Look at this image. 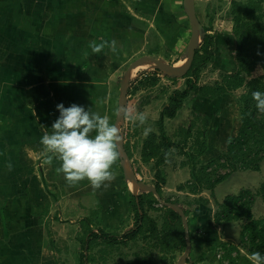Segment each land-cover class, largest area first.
Wrapping results in <instances>:
<instances>
[{
	"label": "rangeland",
	"instance_id": "rangeland-1",
	"mask_svg": "<svg viewBox=\"0 0 264 264\" xmlns=\"http://www.w3.org/2000/svg\"><path fill=\"white\" fill-rule=\"evenodd\" d=\"M231 1L194 0L196 16L201 24L197 47L205 32L210 33L214 39L213 59L198 69L197 78L195 75L191 76L199 85H213L216 81H221L223 73L236 69ZM260 4V22L264 29V0ZM125 30H139L147 36L138 42L136 34H126ZM191 32L192 25L184 0H0V180L4 175H9L10 178L13 177L12 174L18 176L21 165L25 170L33 169L39 161H44L46 157L42 151L43 146L35 151L33 145L37 146L46 130L51 132L52 123L60 115L57 109L60 103L65 107L75 103L86 110L99 112L102 116L108 115L110 122L116 124L120 81L130 63L142 56H150L165 64L174 65L176 60L187 54ZM102 40H116L117 51L114 53L105 48L100 54H93L88 47L89 43H100ZM155 73L158 77L155 85H139L131 91L133 83L141 75ZM185 81L183 75H167L154 66L139 71L136 78L127 83L125 105L135 113L144 112L148 116L144 126L124 119L117 123L121 129L123 147L128 143L129 169L139 181L153 186L157 183L154 160L143 162L140 157L146 137L143 134L144 128L151 127V132H158L155 121L161 106L172 90L185 88ZM245 89L247 86L244 84L211 99L194 96L191 92L176 116L164 119L166 135L172 141H178L183 130L194 123L191 127L193 136L189 138L186 147L190 150L195 147L193 143L198 129L204 127L203 121L208 118L207 125L199 135V139L205 142L206 149L194 160L195 172L204 167L203 181L224 173L235 175L229 188L221 181L217 183L212 196L205 188L196 193L189 192L188 187L179 188V185L191 180V174L187 163L189 160L178 147L171 148L174 155L169 158L170 162L166 163L164 160L159 166V173L165 180L161 184V200L178 201L183 209L188 210L185 216L190 248L184 264H216V254L218 251L222 252L217 246L223 243L217 239L219 234L227 241L240 242L244 250L245 247L248 249L247 238L245 239V232L242 231L245 217L223 222L215 228L213 223L218 204L234 187L233 192L237 191L235 194L245 188L255 192L264 179V158L259 163V170L235 171H230L219 158L226 149L229 138L236 135L240 127L245 104L241 94ZM27 131H30V136ZM25 141L29 143H24ZM239 159H245V153ZM119 160L118 157L113 169L121 173ZM54 165L56 169L59 163L55 161ZM54 174L57 183L47 182L48 192L42 193L51 202V214L47 209L36 212L37 215H27L26 218L18 216L16 212L3 217L1 210L11 201L5 198L6 194L0 189V264H81V253L86 255V264H130V261L138 257H144L153 264H162L163 261L177 263L185 246H177L163 255L152 239L143 237L142 234H138L135 239L130 238L139 221L133 211L128 219L130 227H127L128 220L123 225L119 224V221L125 220V211L120 212L117 217L109 216L107 212L98 219L102 228L94 225L93 231L98 238L108 235L113 240L111 243L105 245L98 239L92 247L82 248L81 241L74 237L77 239L74 242L77 243L76 246H63L60 243L63 226L58 233L52 228L56 219V206H59L56 201L64 196L73 200H70L71 209H61V218L67 224L69 218L80 219L79 215L86 223L92 221L96 210L87 208V213L83 215L79 208L81 195L83 191L98 193L101 190H94L87 180L70 187L62 174H57L56 171ZM19 177L22 180L24 175ZM54 177L52 176V181ZM32 186L31 182L26 184V192L23 190L27 198L26 206L18 207L23 209L25 206L27 213L34 206L29 200ZM130 189L135 195L146 192L143 189ZM77 194L79 195L74 202L72 196ZM15 195L23 196L21 193ZM16 203L17 200L13 202ZM43 203L41 201L42 206ZM91 203L92 201H88L86 206L89 207ZM154 206L158 210L148 207L144 210L156 220L157 227L160 228L165 216L164 204L159 201ZM14 207L15 211L17 205ZM9 209L11 208L7 210ZM252 212L254 218L264 220L263 202L257 199ZM114 218L117 220L111 222L113 227L105 229L103 221ZM79 229L80 227L77 234L80 235ZM238 253L245 254L242 249ZM89 256L95 257V260L90 261ZM221 259L218 260L220 263ZM234 263L243 264L241 255L234 258Z\"/></svg>",
	"mask_w": 264,
	"mask_h": 264
},
{
	"label": "trees",
	"instance_id": "trees-1",
	"mask_svg": "<svg viewBox=\"0 0 264 264\" xmlns=\"http://www.w3.org/2000/svg\"><path fill=\"white\" fill-rule=\"evenodd\" d=\"M261 0L248 1H231V13L233 18V35L235 36L234 61L236 69L232 72H225L221 75V81H216L213 85H199L196 79L191 78L195 75L197 78L198 69L211 61L214 57V39L210 33H204L201 44L195 49L194 57L189 69L183 75L185 77L186 86L183 89H174L167 96V100L161 106L157 120L155 121L158 132H150L142 143L141 160L149 162L154 160L157 167L155 176L157 183L155 189L161 194V184L164 178L160 175L159 166L164 162V153L173 147H178L179 151L187 156L189 160L191 180L179 185V188H189V192L196 193L202 188L210 191L214 196V188L217 183L225 179L228 173L218 175L216 178H207L203 181L204 167L195 172L194 160L196 156L204 153L206 149L205 142L199 139L202 129L205 128L209 119L203 121L204 127L199 128L197 137L193 144L195 147L188 150L187 142L193 133L191 123L187 129H184L181 138L178 141H172L165 132L164 119L174 118L178 110L182 107L184 100L192 92L194 96L203 99H211L228 90H234L242 85H246L247 89L241 94V99L245 102L241 114V124L236 135L231 136L228 140L226 149L219 156L229 167L230 171L252 169L259 170L260 162L264 158V114L259 113L256 108V102L252 98L253 91L264 93V29L261 27L260 18L262 16ZM208 30V29H207ZM256 35V37H255ZM245 73V74H244ZM245 78H247L245 80ZM158 81L157 74L141 75L135 83H133L131 91L135 90L139 85H155ZM251 145H254L251 147ZM194 146V145H193ZM128 143L124 148L130 157ZM245 153V159H241L240 155ZM264 203V179L261 181L257 191L243 189L237 194H227L224 200L218 204V210L214 212L213 223L214 228L223 222H231L245 217V224L242 231L245 232V239L248 242V251L264 253V220L253 217L252 206L256 200ZM159 200L152 192H144L139 195L131 193V208L137 214L139 221L137 229L130 234L131 239H135L138 234L153 240L155 246L163 252V255L171 252L177 246H185V233L180 215L170 207L164 205L165 216L160 228L157 227L156 220L146 213L145 208L158 210L154 203ZM178 205L185 215L188 210L183 209L178 201H166ZM145 209V210H144ZM3 217L4 212L1 210ZM0 212V215H1ZM2 217V218H3ZM84 220L81 221V223ZM83 222L81 225L80 235H77L78 241L82 243V248H89L99 239L102 244L107 245L113 240L108 235L100 238L90 228L89 222ZM243 240V237H242ZM246 245V241H245ZM225 247L226 243L223 245ZM231 247H227V253L230 254ZM85 254H80L81 264H86ZM90 261H94L95 257L89 256ZM164 260V259H163ZM235 264L234 260L230 261ZM130 264H153L144 257L135 258ZM162 264H171L164 262Z\"/></svg>",
	"mask_w": 264,
	"mask_h": 264
},
{
	"label": "clouds",
	"instance_id": "clouds-1",
	"mask_svg": "<svg viewBox=\"0 0 264 264\" xmlns=\"http://www.w3.org/2000/svg\"><path fill=\"white\" fill-rule=\"evenodd\" d=\"M88 47L93 54H100L105 48L115 53L117 41H91ZM251 95L259 113L264 114V93L253 91ZM57 109L60 115L52 123L51 132L46 130L40 139L45 163L57 161L59 166L55 171L63 175L70 187L87 180L94 190L107 188L117 176L113 166L118 160L122 142L120 127L111 123L108 115L102 116L75 103L69 107L60 103ZM118 111L125 121L138 122L139 126L147 123L148 116L144 112L135 113L127 105H121ZM151 131V127H146L143 134L147 136ZM173 155L174 150L165 152V162H170ZM8 167L11 170L10 163ZM247 259L250 264H264V254L258 251L249 254Z\"/></svg>",
	"mask_w": 264,
	"mask_h": 264
},
{
	"label": "crops",
	"instance_id": "crops-1",
	"mask_svg": "<svg viewBox=\"0 0 264 264\" xmlns=\"http://www.w3.org/2000/svg\"><path fill=\"white\" fill-rule=\"evenodd\" d=\"M124 32L126 34H136V39L138 42H140L142 39L146 38V36H147V34L145 35L144 33L139 32V30L135 31V32H132L131 30H129V31L125 30ZM132 42L133 41H131V43ZM129 47L124 46V48H129ZM33 130L35 131V129H33ZM27 133L30 136V131H27ZM24 143H29V141H25ZM33 148L35 151H37V149L41 148L40 139L38 141L37 146L34 144ZM54 162L55 161H53L52 164H47V163H45V159H44V161H39L38 165H35L36 167L34 166L33 169L25 170V168L22 165L19 166L21 168H20V170H18V176L16 174L15 175L12 174L13 177L10 178L9 175H4V178H2L0 180V189L2 190L3 193L6 194L5 198H7L9 201H11L9 203H6V207L3 210L5 216H7V214H11V213L16 212L15 214H17L18 216L23 217V218L25 216V218H26L27 215H37L38 213H36V212H41V211L47 210V209H49L48 213L52 212V206H51L50 200H47L42 193L47 194V192H48L47 191L48 187H46V185L48 186L47 182L48 183H57V180H55V177H54V175H55L54 174L55 173ZM119 162H120V160H119ZM116 167H119V166L116 165ZM120 167H121V164H120ZM114 171L117 173L116 179L113 180L111 183H109V186L107 188L102 187V189H99L101 191L98 193L83 191V193L81 195L82 202H81V205H79V208L83 211V215H85L87 213V211H86L87 208H91V209L96 210L95 216L92 219V221L91 220L88 221L89 226L92 230H94L93 229L94 225L102 228V225H100L98 223V221H99L98 219L101 218L102 214H105L107 212L109 213V216L114 215V217H117V215H119L120 212L125 211V213H126L125 214V216H126L125 220L119 221V224L122 223V225L124 223H126L125 221H127L130 218V216L132 215L133 210L131 208L132 207L131 206V193L134 194V192L130 191L131 189H130L129 183L125 180L123 172L120 173V172H117V170H114ZM120 171H122V168H120ZM21 175H24V178L22 180L19 177ZM52 176L54 177L53 181H52ZM234 176L235 175H233V174L228 175L225 180L223 179L221 181V183L226 184L225 186L229 188L232 185L231 180L234 178ZM30 182L33 186L30 188L29 200L34 203V206L30 208L31 211H29L30 213L28 212L29 213L28 214L27 208L25 207L26 203H27V198H26L25 193H24V191L26 192V190H24V188H25L26 184L30 183ZM235 188L236 187H234L229 193L235 194L237 192V191L233 192ZM81 192H82V190H81ZM16 193H17V195L19 193H21L23 196H21V197H19V195L16 196L15 195ZM91 193H94V194L89 196ZM78 195L79 194L72 196L75 199L74 202L76 201ZM51 197H53V196L51 195ZM53 199H54V197H53ZM15 200H17V203L13 204V202ZM70 200H72V199H70L69 196L68 197L64 196V197H61L60 200L56 201V203L58 202L59 206H56L55 217L59 221H57L55 219L54 223H53V227H52L56 231V233H58V232H60L61 226H63L64 232H62V234L60 235V237H62L60 240V243L63 246H65V245L68 246V244H71V246L72 245L76 246L77 243H74V242L75 241L77 242V239H74V237H77V235H78L77 230L80 227L79 230L81 231V225H83V222H84L83 221L81 223V221L83 220V217L81 215H79L80 219H77V220H75L74 218H69V220H67V222L69 224H67L66 221L61 218L62 217L61 209L68 210V209L72 208L70 206L71 205ZM24 201H26V202H24ZM41 201H44L43 206L41 204ZM88 201H92V203L89 207L86 206L88 204ZM15 205H17V208L14 211ZM22 205H25L23 207V209L18 208V207H21ZM8 208H11V209L7 210ZM28 210H29V208H28ZM52 216H54V215H52ZM116 220L117 219L114 218L112 220L110 219L108 221H103L106 224L105 229H108L109 227H113L112 223L116 222ZM128 223H129V220H128ZM119 224H117V225H119ZM130 226H131V223H129L127 225V227H130ZM117 227L118 226H116L115 228L118 229ZM224 232H226V231H224ZM69 238H71V239H69ZM217 239L220 240L219 242H223V243H221V245L217 246V248L220 247V249L222 250V260L228 261V263L231 264L230 261H232V260H234V258L238 257V255H241L242 263L243 264H250V261L247 259V256L249 254H251V252L248 251V249L246 247L244 250L241 247L240 242L236 243L235 241H231V240L227 241L226 238H223L220 234L217 237ZM225 243H226L227 247H231L230 254L227 253V247L223 246ZM242 243H244V242L242 241ZM263 248H264V246H263ZM241 249L245 252L244 255H242V253H238V251ZM216 262H217L216 264H222V262L220 263V261H218L217 258H216Z\"/></svg>",
	"mask_w": 264,
	"mask_h": 264
},
{
	"label": "water",
	"instance_id": "water-1",
	"mask_svg": "<svg viewBox=\"0 0 264 264\" xmlns=\"http://www.w3.org/2000/svg\"><path fill=\"white\" fill-rule=\"evenodd\" d=\"M184 7L186 9L189 21L192 25V32L191 36L189 38V41L187 43V59L185 63L180 66H174V65H168L165 64L162 60L155 58V57H150V56H142L136 60H134L132 63H130L129 67L127 70L124 72L122 79L120 81V103L118 106V109L120 108L121 105L126 104V89H127V75L130 72V70L138 65L141 61L148 59L151 60L154 63V66H156L158 69L162 70L165 74L171 75V76H182L186 73V71L189 69L191 62L194 57V51L197 47V42L200 39L201 35V24L196 16L195 12V5H194V0H184ZM122 119L119 111L117 113L116 117V125L117 123ZM119 158H120V164L122 168L123 175L125 177V180L128 183H133L134 185L141 186L143 190H146V192H152L154 196L164 205L167 207L172 208L175 210L181 217L182 220V225L184 227V233H185V249L179 260L177 261L176 264H184L186 261V258L189 254V248H190V237H189V232H188V222L186 219V216L182 209L171 202H164L161 200L159 194L157 193L155 187L151 184H147L145 182L137 180L133 174L131 173L130 164H129V157L126 152V150L123 147V142L120 143L119 146Z\"/></svg>",
	"mask_w": 264,
	"mask_h": 264
},
{
	"label": "bare ground",
	"instance_id": "bare-ground-1",
	"mask_svg": "<svg viewBox=\"0 0 264 264\" xmlns=\"http://www.w3.org/2000/svg\"><path fill=\"white\" fill-rule=\"evenodd\" d=\"M186 59H187V54L182 55L178 60H176L174 62V66H177V67L182 66L185 63ZM153 67H154V63L151 60L145 59V60L141 61L138 65L133 67L130 70V72L128 73V75H127V83L130 82V81H133L136 78V76H137L139 71L148 70V69L153 68ZM129 186L134 191H139V190L142 189L141 186L134 185L131 182L129 183Z\"/></svg>",
	"mask_w": 264,
	"mask_h": 264
},
{
	"label": "built area",
	"instance_id": "built-area-1",
	"mask_svg": "<svg viewBox=\"0 0 264 264\" xmlns=\"http://www.w3.org/2000/svg\"><path fill=\"white\" fill-rule=\"evenodd\" d=\"M216 256H217V259L218 260L221 259L222 258V252L221 251H218L217 254H216ZM221 261H222L223 264H229L228 261H224L222 259H221ZM198 264H200V263H198Z\"/></svg>",
	"mask_w": 264,
	"mask_h": 264
}]
</instances>
